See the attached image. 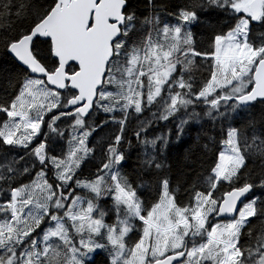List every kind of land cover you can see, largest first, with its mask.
I'll use <instances>...</instances> for the list:
<instances>
[{
  "label": "snow or ice",
  "instance_id": "6c2138e0",
  "mask_svg": "<svg viewBox=\"0 0 264 264\" xmlns=\"http://www.w3.org/2000/svg\"><path fill=\"white\" fill-rule=\"evenodd\" d=\"M0 49V264H264V0H0Z\"/></svg>",
  "mask_w": 264,
  "mask_h": 264
},
{
  "label": "trees",
  "instance_id": "16d2710c",
  "mask_svg": "<svg viewBox=\"0 0 264 264\" xmlns=\"http://www.w3.org/2000/svg\"><path fill=\"white\" fill-rule=\"evenodd\" d=\"M171 3H180L181 0H170ZM201 20L204 21L206 20L208 23L211 24H216L218 17H216L215 14L206 16V17H201ZM206 30V25L205 24H198L193 27V32L195 34V38L200 39ZM13 60L10 57L9 54H7L5 51L0 49V68H12L13 67ZM211 125L207 122L204 123V129H208ZM133 126H130L129 130V136L132 135L131 128ZM168 128H173L174 130V125L172 123L168 122H161L158 127H154L150 133L149 136L157 135L161 132H166ZM200 125L199 124H194L191 126L186 134L181 138L179 143L175 142V137H173V143L170 145L168 151H167V156H168V163L171 165L172 170H173V179H174V187H178V184L176 181L178 180L180 176L181 169L185 166V155L189 149H196V136L197 133L200 131ZM115 131L114 127L110 128H105L103 132L99 133V136H97V139L100 137H106L108 135H111L112 132ZM135 142V141H134ZM198 154V150H197ZM137 159V152L133 151L131 154V158L129 163L134 164ZM144 183L147 185L152 181V177L149 175H145L143 177ZM139 182V181H138ZM145 195L150 199L152 195H154V188H146L145 190ZM178 191L181 193V198L183 197V188L178 187ZM254 195L255 196H264V191L260 190L259 188L254 189ZM97 264H101V262L105 259V254L100 253L95 257Z\"/></svg>",
  "mask_w": 264,
  "mask_h": 264
}]
</instances>
